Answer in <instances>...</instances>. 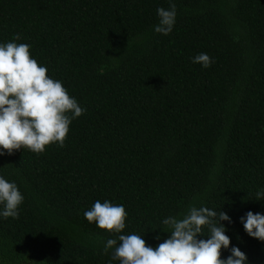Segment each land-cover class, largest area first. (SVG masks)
Here are the masks:
<instances>
[{"label":"trees","instance_id":"trees-1","mask_svg":"<svg viewBox=\"0 0 264 264\" xmlns=\"http://www.w3.org/2000/svg\"><path fill=\"white\" fill-rule=\"evenodd\" d=\"M173 2L165 36L153 26L168 0H0V42L20 34L87 109L63 147L0 156L25 196L17 219L0 218V264H109L111 234L84 218L96 200L123 204L124 234L153 247L165 217L222 209L231 245L264 264L239 220L264 213V0ZM201 52L211 67L191 62Z\"/></svg>","mask_w":264,"mask_h":264},{"label":"clouds","instance_id":"clouds-1","mask_svg":"<svg viewBox=\"0 0 264 264\" xmlns=\"http://www.w3.org/2000/svg\"><path fill=\"white\" fill-rule=\"evenodd\" d=\"M168 3V8L156 9L158 22L153 26L154 32L165 36L172 33L177 17L176 4ZM20 38L16 34L13 40L0 42V156L25 148L39 154L50 144L63 147L72 121L87 111L31 54L30 44L17 43ZM191 62L207 69L215 59L201 52ZM254 199L264 201V188L256 190ZM24 200L17 183L0 174V218L17 219ZM127 216L123 204L109 200H96L84 212L89 223L111 234L103 242L104 253L111 255L109 264H249L247 254L231 245L223 222L233 221L222 209L193 203L182 214L165 217L161 223L170 235L155 247L142 238L144 232L124 234ZM239 220L248 236L264 242V213L249 210ZM204 235L207 239L198 238ZM222 250L230 254L221 258Z\"/></svg>","mask_w":264,"mask_h":264}]
</instances>
